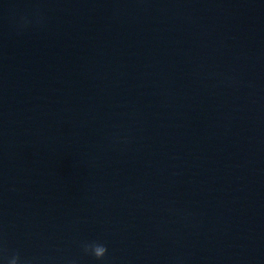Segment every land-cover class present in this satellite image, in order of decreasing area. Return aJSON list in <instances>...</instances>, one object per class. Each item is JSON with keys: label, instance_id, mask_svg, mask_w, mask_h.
Masks as SVG:
<instances>
[{"label": "clouds", "instance_id": "1", "mask_svg": "<svg viewBox=\"0 0 264 264\" xmlns=\"http://www.w3.org/2000/svg\"><path fill=\"white\" fill-rule=\"evenodd\" d=\"M83 251L85 254L91 255L97 260H102L106 256L108 249L104 244L93 242L90 244H84ZM19 260L20 257L17 254L12 257L10 264H18Z\"/></svg>", "mask_w": 264, "mask_h": 264}]
</instances>
